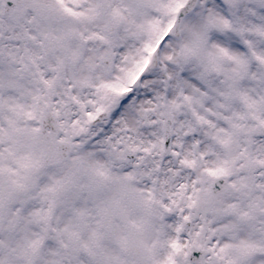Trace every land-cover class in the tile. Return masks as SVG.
I'll use <instances>...</instances> for the list:
<instances>
[{
	"label": "snow or ice",
	"instance_id": "obj_1",
	"mask_svg": "<svg viewBox=\"0 0 264 264\" xmlns=\"http://www.w3.org/2000/svg\"><path fill=\"white\" fill-rule=\"evenodd\" d=\"M0 264H264V0H0Z\"/></svg>",
	"mask_w": 264,
	"mask_h": 264
}]
</instances>
